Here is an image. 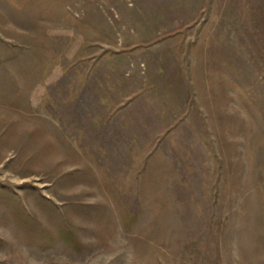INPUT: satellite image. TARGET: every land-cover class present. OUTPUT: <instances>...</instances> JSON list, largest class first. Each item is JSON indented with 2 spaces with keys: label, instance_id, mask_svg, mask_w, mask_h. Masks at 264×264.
<instances>
[{
  "label": "rangeland",
  "instance_id": "374dc122",
  "mask_svg": "<svg viewBox=\"0 0 264 264\" xmlns=\"http://www.w3.org/2000/svg\"><path fill=\"white\" fill-rule=\"evenodd\" d=\"M0 264H264V0H0Z\"/></svg>",
  "mask_w": 264,
  "mask_h": 264
}]
</instances>
